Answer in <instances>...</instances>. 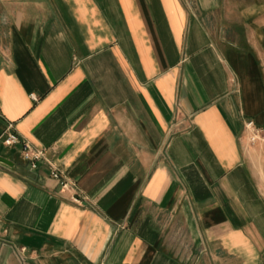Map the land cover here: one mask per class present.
Segmentation results:
<instances>
[{
	"label": "crops",
	"instance_id": "crops-1",
	"mask_svg": "<svg viewBox=\"0 0 264 264\" xmlns=\"http://www.w3.org/2000/svg\"><path fill=\"white\" fill-rule=\"evenodd\" d=\"M249 121L264 0H0V264H264Z\"/></svg>",
	"mask_w": 264,
	"mask_h": 264
},
{
	"label": "built area",
	"instance_id": "built-area-1",
	"mask_svg": "<svg viewBox=\"0 0 264 264\" xmlns=\"http://www.w3.org/2000/svg\"><path fill=\"white\" fill-rule=\"evenodd\" d=\"M246 128L249 131L250 142L264 141V128L257 127L253 121H249ZM14 145L21 146L23 159L28 161L33 168H36L41 161H48L44 150L34 148L28 141L21 140L16 134L8 133L0 137V150L3 146L12 147ZM52 175L57 179L62 178L61 173L57 169H53ZM63 185L66 186L67 183H63Z\"/></svg>",
	"mask_w": 264,
	"mask_h": 264
},
{
	"label": "water",
	"instance_id": "water-1",
	"mask_svg": "<svg viewBox=\"0 0 264 264\" xmlns=\"http://www.w3.org/2000/svg\"><path fill=\"white\" fill-rule=\"evenodd\" d=\"M3 162V163H6V164H12V162L5 156H1L0 155V163Z\"/></svg>",
	"mask_w": 264,
	"mask_h": 264
}]
</instances>
